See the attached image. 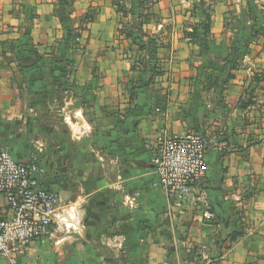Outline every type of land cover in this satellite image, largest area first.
I'll return each instance as SVG.
<instances>
[{"label": "crops", "instance_id": "crops-1", "mask_svg": "<svg viewBox=\"0 0 264 264\" xmlns=\"http://www.w3.org/2000/svg\"><path fill=\"white\" fill-rule=\"evenodd\" d=\"M123 2L0 0V149L44 166L67 225L21 264H195L179 255L198 250L264 264V23L216 5L195 40L189 9L159 0L129 34ZM192 131L218 144L202 183L211 224L154 184L157 137Z\"/></svg>", "mask_w": 264, "mask_h": 264}, {"label": "built area", "instance_id": "built-area-1", "mask_svg": "<svg viewBox=\"0 0 264 264\" xmlns=\"http://www.w3.org/2000/svg\"><path fill=\"white\" fill-rule=\"evenodd\" d=\"M214 144L218 146L216 140L212 143L194 131L160 134L152 160L155 186L176 206L197 209L207 224L217 217L202 187L209 170L208 151ZM34 172H39L38 184L31 176ZM46 174L36 158L18 161L0 149V195L7 212L0 215V261L4 264H21L20 258L32 241L51 235L54 226L67 228L60 219L64 209Z\"/></svg>", "mask_w": 264, "mask_h": 264}, {"label": "rangeland", "instance_id": "rangeland-1", "mask_svg": "<svg viewBox=\"0 0 264 264\" xmlns=\"http://www.w3.org/2000/svg\"><path fill=\"white\" fill-rule=\"evenodd\" d=\"M123 1L124 2L122 4L119 3V5L121 6V10L123 11V14L126 18L125 27L127 33L129 34L140 29L142 24H150L151 14L149 13V8L152 6V4L159 2V0H138L137 2H130L129 0ZM137 3L142 5V9L140 10V13H134V15L132 12L138 7ZM169 3L177 7L182 6V9H189L190 17L185 20L182 17L181 21L183 25L186 26V28H189L185 32L189 33L190 36H192V38L195 40L201 37L206 38L209 36L211 22V13L209 12L216 5L220 6L223 4V6L230 8L227 11L229 13V18H231L229 23H235L234 25H241V23H243L244 26L248 25L250 28L254 27L252 31H256L258 26L261 23H264V0H169ZM136 14L138 15L136 16ZM180 16H183L182 13H180ZM141 31H138V33L141 34ZM224 49L225 45L223 44L218 47V51H222ZM206 50L207 48L203 50L202 47L199 46V53H203ZM204 65L205 63H202L200 66H198V68L201 69V66ZM219 241L223 243L225 240L221 238ZM215 242H217L216 239ZM210 243L211 242L209 241V244ZM209 249L212 250L210 246ZM179 256L185 261L193 260V262L195 261V264H213L214 262V255L212 252L205 255L202 253L200 254L198 250L194 252L192 256L191 254H181ZM166 257L168 258L169 256L166 255Z\"/></svg>", "mask_w": 264, "mask_h": 264}, {"label": "water", "instance_id": "water-1", "mask_svg": "<svg viewBox=\"0 0 264 264\" xmlns=\"http://www.w3.org/2000/svg\"><path fill=\"white\" fill-rule=\"evenodd\" d=\"M32 178H34L38 184L39 180H40V175H39V172H34L32 173Z\"/></svg>", "mask_w": 264, "mask_h": 264}, {"label": "bare ground", "instance_id": "bare-ground-1", "mask_svg": "<svg viewBox=\"0 0 264 264\" xmlns=\"http://www.w3.org/2000/svg\"><path fill=\"white\" fill-rule=\"evenodd\" d=\"M73 127H74L75 131L79 130V126H78V125L73 124ZM74 213H75V212H74ZM70 219H72V217H70Z\"/></svg>", "mask_w": 264, "mask_h": 264}, {"label": "trees", "instance_id": "trees-1", "mask_svg": "<svg viewBox=\"0 0 264 264\" xmlns=\"http://www.w3.org/2000/svg\"><path fill=\"white\" fill-rule=\"evenodd\" d=\"M230 76V73L228 74V77Z\"/></svg>", "mask_w": 264, "mask_h": 264}]
</instances>
